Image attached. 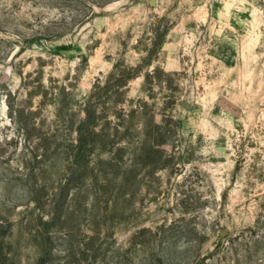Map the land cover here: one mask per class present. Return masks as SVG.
Here are the masks:
<instances>
[{
	"label": "rangeland",
	"instance_id": "1",
	"mask_svg": "<svg viewBox=\"0 0 264 264\" xmlns=\"http://www.w3.org/2000/svg\"><path fill=\"white\" fill-rule=\"evenodd\" d=\"M0 264H264V0H0Z\"/></svg>",
	"mask_w": 264,
	"mask_h": 264
},
{
	"label": "trees",
	"instance_id": "2",
	"mask_svg": "<svg viewBox=\"0 0 264 264\" xmlns=\"http://www.w3.org/2000/svg\"><path fill=\"white\" fill-rule=\"evenodd\" d=\"M130 73H131V70L129 71ZM156 72L158 73V71L156 70ZM130 73H128L130 76H129V78H128V80H131V79H134V78H137L138 76H139V74H130Z\"/></svg>",
	"mask_w": 264,
	"mask_h": 264
},
{
	"label": "water",
	"instance_id": "3",
	"mask_svg": "<svg viewBox=\"0 0 264 264\" xmlns=\"http://www.w3.org/2000/svg\"><path fill=\"white\" fill-rule=\"evenodd\" d=\"M153 1V4L155 5V0H152Z\"/></svg>",
	"mask_w": 264,
	"mask_h": 264
}]
</instances>
